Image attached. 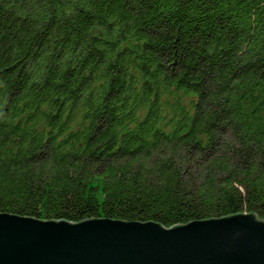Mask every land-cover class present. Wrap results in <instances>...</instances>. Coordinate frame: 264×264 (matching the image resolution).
Instances as JSON below:
<instances>
[{
  "label": "trees",
  "instance_id": "trees-1",
  "mask_svg": "<svg viewBox=\"0 0 264 264\" xmlns=\"http://www.w3.org/2000/svg\"><path fill=\"white\" fill-rule=\"evenodd\" d=\"M0 212L264 219V0H0Z\"/></svg>",
  "mask_w": 264,
  "mask_h": 264
},
{
  "label": "water",
  "instance_id": "water-1",
  "mask_svg": "<svg viewBox=\"0 0 264 264\" xmlns=\"http://www.w3.org/2000/svg\"><path fill=\"white\" fill-rule=\"evenodd\" d=\"M0 264H264V219L239 212L165 226L0 212Z\"/></svg>",
  "mask_w": 264,
  "mask_h": 264
}]
</instances>
